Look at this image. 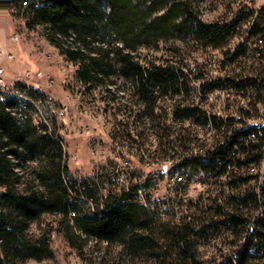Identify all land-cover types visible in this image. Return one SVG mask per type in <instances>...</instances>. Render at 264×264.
<instances>
[{"label": "trees", "instance_id": "obj_1", "mask_svg": "<svg viewBox=\"0 0 264 264\" xmlns=\"http://www.w3.org/2000/svg\"><path fill=\"white\" fill-rule=\"evenodd\" d=\"M23 1L28 2L27 26L42 27L44 38L77 66L76 82L88 92L102 87L99 98L109 107L116 104L114 114L122 117L113 139L130 142L139 135L145 140L152 128L160 145L186 141L180 134L176 139L170 136L183 130L181 121L200 119L201 109L177 96L181 90L190 94V76L200 78L210 69L187 61L186 45L221 51L210 63L225 71L224 79L203 83V90L231 84L243 90L248 105H236L238 116L226 124L232 134L217 143L211 164L201 165L226 173L227 165L235 162L238 169L228 181L233 192L223 202L215 200L197 226L195 221L161 219L134 200V189L102 198L88 176L70 174L69 152L57 120L45 116L49 124L34 123L36 105L27 100L23 111V96L0 91V264L54 259V232L80 253L89 235L96 243L120 245L122 259L145 264H264V182L260 196L250 187L258 176L251 168L259 167L264 158V136L259 142L240 140L254 131L256 126L247 125V120L258 114V104H264V5L254 9L253 0H226V15L206 21V0H10L9 5ZM250 20L253 24L247 29L244 24ZM234 37L243 41L232 51ZM161 42L170 43L167 54L142 53L163 50ZM121 78L132 84L129 99L114 88ZM17 87L41 105L47 99L35 87ZM168 93L171 105L166 104ZM136 103L142 105L138 111ZM15 106L23 111L20 118L13 113ZM147 120L152 121L150 127ZM188 165L200 166L196 159L180 163ZM86 198L93 200V210ZM259 208L262 214L256 217ZM46 215L55 216L56 227H41ZM221 226L231 234H221ZM207 245L215 247L216 254L204 259L201 247Z\"/></svg>", "mask_w": 264, "mask_h": 264}, {"label": "built area", "instance_id": "obj_2", "mask_svg": "<svg viewBox=\"0 0 264 264\" xmlns=\"http://www.w3.org/2000/svg\"><path fill=\"white\" fill-rule=\"evenodd\" d=\"M238 1L240 3L242 0ZM253 1L255 3H250V5L254 6V9H260L264 5L262 0ZM27 6L28 2L23 1L20 5H11L10 9L20 17H25L24 9ZM231 16H233L232 12H230ZM252 24L253 21L250 20L244 26L248 29ZM242 41V37H234L231 43L232 51ZM0 56V91L29 97V102L36 105L34 114L37 124L43 122L49 124L41 106L32 100L27 91H20L17 84L9 86L4 82V68L1 63L4 59H13L14 54L0 45ZM224 75V70L213 65L209 70L204 71L200 78L194 79L193 105L200 107L201 118L185 119L184 129L170 136L172 139H176L179 134L186 136L185 142L178 141L170 146L160 145L159 141H148L146 145H139L135 140L116 142L106 135L109 139V147H101V139H105L103 134L89 133L88 143L95 152V156L92 171L87 176L94 190L102 198H106L110 195V191H118L120 194L124 190L134 189V200H145V208L154 211L161 219L195 221L199 226L198 221L201 220L205 211L214 205L215 200L223 202L233 192V187L228 181L232 171L238 169L235 162L227 165L226 173H219L216 171V167L202 168L200 163L197 169L180 166L183 158L188 156H211L217 143L225 141L220 140V133H227V136L232 134L231 131H227L226 124L231 118L238 116L232 108L233 105L244 107L248 105L243 90L234 85L226 84L210 90H203V83L214 81L217 78L224 79ZM250 93L251 91L248 94ZM212 104H219V111H212ZM262 106L263 104H258V114L252 115L247 120V125H250V122L262 123V130H254L252 136L241 137L240 140L259 142L261 133H264V107ZM20 107L23 108V111L28 108V106ZM99 109L102 108L99 107ZM23 111L19 109V106L13 107V113L17 114L19 118ZM97 115V118L100 119L99 114ZM57 118L64 125L68 123L66 121L67 108L64 104L57 111ZM216 122L222 123L218 126ZM104 126L106 127L105 123ZM59 127L61 128L60 125ZM65 149L68 148L65 147ZM240 158L244 159V154H241ZM135 162L140 166H136ZM106 170L108 173L105 172ZM257 174V181H250V187L260 196L261 173ZM194 185L197 191L193 195L190 190ZM72 195L74 196V193ZM82 197L85 196L82 195ZM86 200H88V206L93 210V200L91 198H86ZM220 228L221 234H231L226 226ZM253 228L254 222L249 231L252 232ZM247 234L248 232H245V235Z\"/></svg>", "mask_w": 264, "mask_h": 264}, {"label": "rangeland", "instance_id": "obj_3", "mask_svg": "<svg viewBox=\"0 0 264 264\" xmlns=\"http://www.w3.org/2000/svg\"><path fill=\"white\" fill-rule=\"evenodd\" d=\"M206 1H208V9L202 16L204 20L213 21L226 15L228 9L226 0ZM262 1L264 2V0ZM9 2L10 0H0V45L14 54L13 59H4L1 63L4 68V82L9 86L17 83L26 84L36 87L40 92L46 94L47 99L42 105H39L46 117L55 118L58 125L61 126L60 131L69 151L70 174L85 177L92 171L95 156V152L88 143L89 133L103 134L105 139L113 138L116 121L121 119L122 115L114 114L116 104L109 107L104 100L99 98L102 95V87L88 92L85 90L84 84H78L75 80L77 66L67 61L60 51L44 38L41 33L42 27L30 28L27 26L25 17L13 13ZM180 42L177 41V43ZM169 45L170 43L165 45L164 42H161L160 47L163 50L154 52L153 49H143L142 53L162 55L167 52L171 46ZM183 54L192 65L197 66L205 63L207 68H211L213 65L216 66V64H212L213 62L210 63L211 60L219 59L221 51L210 47L197 49L186 45ZM115 81L114 88L120 94L125 93L124 99H127L133 91L131 82L122 78ZM62 104L67 108L66 121L68 123L65 125L60 123L57 118V111ZM99 106H104V109L106 107L105 111H101V118L106 120V127L97 118L100 111ZM133 107L138 111L142 105L136 103ZM232 108L234 111L238 110L236 105H233ZM32 117L36 123L35 114ZM135 165L140 166L136 162ZM196 191L195 185L192 186L190 193L194 195ZM52 226L56 227L55 216H44L41 227L47 229ZM33 229L37 232V226H34ZM84 238L85 248L80 253L70 247L61 235L54 232L51 236V246L55 251L54 259L43 261L31 259L24 264H145L144 261L122 259L119 254L120 245L108 246L96 243L94 238L89 235H85ZM201 251L204 259L211 258L216 254L215 247L212 245L202 246Z\"/></svg>", "mask_w": 264, "mask_h": 264}, {"label": "bare ground", "instance_id": "obj_4", "mask_svg": "<svg viewBox=\"0 0 264 264\" xmlns=\"http://www.w3.org/2000/svg\"><path fill=\"white\" fill-rule=\"evenodd\" d=\"M194 79H195V77H192V76H190V78H189V81H190V87H189V89L191 90V92L190 91H188V92H190V94H185V92H184V90H181L180 91V94L177 96V98H184L185 97V101H187V102H189V103H191V105H193V91H195V83H194ZM125 86V85H124ZM189 86V85H188ZM36 88V87H35ZM37 89V88H36ZM127 89V88H126ZM37 90H39V89H37ZM179 91V90H178ZM132 92V91H131ZM128 93V92H127ZM126 93V94H127ZM122 94V93H121ZM166 94V93H165ZM171 94L172 93H168L165 97H168L169 99H168V102L169 103H166V104H169V105H171V103H172V99L170 98V96H171ZM174 94V93H173ZM131 95H132V93H131ZM158 95V94H157ZM137 97V96H136ZM129 99V98H128ZM166 99V98H165ZM187 99V100H186ZM27 100H29V98L28 97H22V103H20V106H27L26 105V101ZM159 100V99H158ZM167 100V99H166ZM128 101V100H127ZM178 101V100H177ZM184 101V100H183ZM184 101V102H185ZM130 102V101H129ZM162 102V101H161ZM139 103V102H138ZM159 103V102H158ZM183 103V102H182ZM144 104V103H143ZM157 104V103H156ZM163 104V103H162ZM180 104V103H179ZM162 106V105H161ZM160 106V107H161ZM176 106V105H175ZM263 106H264V104H263ZM135 107V106H134ZM139 107V106H138ZM157 107V106H156ZM166 107V106H165ZM170 107V106H169ZM172 107V106H171ZM178 107V106H177ZM180 107V106H179ZM164 108V107H163ZM165 110V109H164ZM102 111V109H100V111H99V117H100V121L102 122V123H105V121L104 120H102V118H101V112ZM171 111V110H170ZM212 111H219V104H212ZM157 114H159V113H157ZM162 114V113H161ZM171 117H173V116H171ZM144 118V117H143ZM161 118V117H160ZM145 119V118H144ZM171 120V119H170ZM148 121V120H147ZM167 121V120H166ZM185 121V120H184ZM184 121H181V123H183V127H184ZM152 121H148V126H149V124L151 123ZM171 122V121H170ZM144 123V122H143ZM174 123V122H173ZM106 125V124H105ZM139 125V124H138ZM152 125V124H151ZM161 125H163L162 123H161ZM170 125V124H169ZM168 125V126H169ZM250 125H255L256 126V128H257V130H262V123H259V122H250ZM160 126V125H159ZM177 126H179L178 125V123H177ZM176 126V127H177ZM150 127V126H149ZM174 127V126H173ZM161 128V127H160ZM255 128V129H256ZM147 129V128H146ZM157 129V128H156ZM174 129V128H173ZM184 129V128H183ZM254 129V130H255ZM180 130V129H179ZM148 131V130H147ZM155 130H153L152 128L150 129V131L148 132V136H147V138L145 139V140H141L140 138H138V136L136 135L135 136V141H137V143L139 144V145H146V144H148V141H159V137H158V135L156 134V132H154ZM161 131V130H160ZM144 132V131H143ZM146 133V132H145ZM144 135V134H143ZM165 135H168V134H165ZM248 136H252V131L249 133V135ZM262 136H264V133H261V138H262ZM226 137H227V133H220V140H226ZM260 137H259V140H260ZM110 139H113V138H111L110 137ZM143 139V138H142ZM113 140H115L116 142H125V141H123V140H119V139H113ZM262 141V140H261ZM65 147V146H64ZM101 147H109V139H101ZM213 157V156H212ZM197 160V162L198 163H200V164H207V165H210L211 164V161H212V159L213 158H211V156H188L187 158H183V161H188V162H191V161H194V160ZM255 163V162H254ZM257 164V163H256ZM250 166H252L253 167V165H250ZM184 167H187V168H192L191 166H184ZM262 167H263V169H262ZM203 168V167H202ZM205 168H211V166H207V167H205ZM252 170H254L253 172L255 173V174H257V173H261V180H260V182H259V193L261 194V188H262V184H263V182H264V158H263V160L261 161V163H260V165H259V167H257V168H255V167H253V168H251ZM251 172V171H250ZM253 175V174H252ZM257 176V175H256ZM254 178V177H253ZM251 181H257V177H255L254 179H252ZM1 189V188H0ZM110 193H113V194H118V191H110ZM136 202L138 203V204H140L141 206H143V207H145V200H136ZM257 209V208H256ZM256 213V217H259V216H261V214H262V211H260V208H259V210L258 211H256L255 212ZM250 220V219H249ZM254 226H255V223H254ZM244 235H245V232L243 233Z\"/></svg>", "mask_w": 264, "mask_h": 264}]
</instances>
